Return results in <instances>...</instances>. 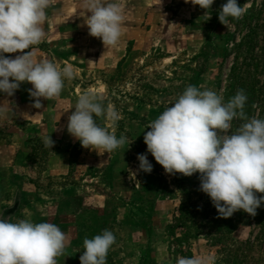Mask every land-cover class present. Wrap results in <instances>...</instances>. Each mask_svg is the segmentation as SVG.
I'll return each mask as SVG.
<instances>
[{
	"label": "rangeland",
	"instance_id": "374dc122",
	"mask_svg": "<svg viewBox=\"0 0 264 264\" xmlns=\"http://www.w3.org/2000/svg\"><path fill=\"white\" fill-rule=\"evenodd\" d=\"M106 2L118 3L123 10L122 35L116 46L105 48L100 38L89 35L85 22L91 13L85 0H52L46 9L45 37L31 47L36 62L48 60L61 69L71 65L75 78L64 79L68 93L74 88L79 94L90 91L101 97L105 106L113 105L121 116L115 135L127 137L123 147L112 151V165L97 172L100 182L95 190L106 193L107 202L96 212L71 215L82 197L78 182L72 177L46 176L42 162L47 153L52 156L58 150V143L46 147L45 158L39 147L34 159H26L38 184L40 201L35 204L59 205L60 211L68 214L50 218L49 223L77 226L72 234L79 247L77 255L75 246L70 245L72 251L60 264H80L84 238L91 239L104 229L116 237L107 264L121 262L115 258L122 257L119 250L126 243L131 264H177L179 257L192 256L197 243L206 256L216 257L215 264H264V205L254 217L242 210L235 212L230 233L218 230L216 223L224 225L229 218L222 221L212 202L204 213L199 210L211 201L199 190V173L191 177L166 174L147 153L143 139L150 130L148 124L188 85L212 90L225 101L243 89L248 97V117L264 119V0H237L238 5L250 7L240 19L228 18L227 25L218 19L220 6L227 0H214L206 12L191 0H102ZM20 54L3 55L14 58ZM96 119L113 130L106 119ZM240 123L234 120L231 131ZM138 154H147L151 173L139 170ZM67 185L70 190L65 189ZM180 205L188 213L184 218L176 215ZM24 219L48 222L34 219L30 213ZM205 222H210L209 226L203 225ZM194 236L197 238H190ZM160 249L166 251L163 256Z\"/></svg>",
	"mask_w": 264,
	"mask_h": 264
},
{
	"label": "clouds",
	"instance_id": "9594fccd",
	"mask_svg": "<svg viewBox=\"0 0 264 264\" xmlns=\"http://www.w3.org/2000/svg\"><path fill=\"white\" fill-rule=\"evenodd\" d=\"M191 2L206 12L212 9L214 0ZM51 3L52 0H0V92L12 96L21 83H30L28 91L36 109L43 107L40 98L60 96L65 78H75L71 65L61 69L51 61L33 59L31 47L45 37L43 25ZM84 6L91 13L85 22L89 35L100 38L105 48L116 46L124 20L121 6L102 0H85ZM249 7L247 3L241 6L237 0H227L220 6L218 19L227 25L228 18H242ZM18 52L22 54L14 58L3 55ZM247 99L243 89L225 101L212 90L188 85L171 106L148 124L150 130L143 137L147 153L166 174L191 177L199 173V190L209 196L223 218L240 210L254 217L264 205V195H256L264 193V119L248 117ZM3 111L0 108V113ZM101 117L111 123L112 131L97 123L96 118ZM120 119L113 105L105 106L101 97L85 91L68 116L67 132L83 148L109 154L127 142L126 136L115 135ZM234 120L242 123L232 132ZM44 143L50 149L54 145L51 136ZM137 159L139 170L151 173L153 166L147 154H138ZM115 242L114 233L108 229L91 239L85 237L80 264H107L109 249ZM65 248L66 234L53 223L0 219V264H58L57 257L64 254ZM215 260L214 255H196L179 257L177 264H215Z\"/></svg>",
	"mask_w": 264,
	"mask_h": 264
},
{
	"label": "crops",
	"instance_id": "0c3cea01",
	"mask_svg": "<svg viewBox=\"0 0 264 264\" xmlns=\"http://www.w3.org/2000/svg\"><path fill=\"white\" fill-rule=\"evenodd\" d=\"M31 87L30 83L23 82L12 96L0 92V108L4 109L0 113V219L15 222L24 219L30 213L34 219L38 217L49 222L50 218L54 220V218L60 219L68 215L60 211L59 205L43 203L38 207L39 204H35L36 201H40V198L36 196L38 184L34 173L30 171L33 167L26 164V159L32 154L30 147L35 148L38 143H44L45 138L49 136L54 143H58L59 148L52 156L47 153V158L43 157L46 159L42 162L46 176L62 179L72 177L81 187L82 197L76 201L77 206L70 211V214L78 215L84 210L96 212L98 209L105 208L106 193L96 192L95 185L100 182L97 172L108 169L112 165L113 153L103 154V150H100L98 154L95 150L86 149L80 145L70 168V151L79 141L67 132L68 116L74 111L81 94L76 88L68 93V90L63 87L58 98L51 100L40 98L43 107L36 109L32 106L34 99L30 97L28 91ZM67 188L70 190L68 185L65 189ZM119 196L122 197L121 194ZM70 202H73L71 198ZM63 224L60 223L57 226L66 234V248L64 254L57 257L58 264L66 254H70L68 252L72 251L68 249L70 245L75 246L76 255L79 250L77 239L72 240V234L76 232L77 226L68 228ZM129 247L126 243L119 250L122 257L115 258L117 261L121 260L117 264H131L128 258ZM201 248L199 243L194 244L191 250L192 256H206L200 251ZM160 252L162 256L166 253L163 249H160Z\"/></svg>",
	"mask_w": 264,
	"mask_h": 264
},
{
	"label": "trees",
	"instance_id": "16d2710c",
	"mask_svg": "<svg viewBox=\"0 0 264 264\" xmlns=\"http://www.w3.org/2000/svg\"><path fill=\"white\" fill-rule=\"evenodd\" d=\"M36 144H37V141H36ZM80 142H78L76 145H74L73 147H72V150L70 151V168H71V166L73 165V162L75 161V156L77 155V149L80 147ZM39 147H41L42 148V151H41V156H46V151H45V149H46V146H45V144L44 143H38L37 145H36V147L34 148V147H30L31 148V150H32V154L30 155V158L31 157H33V159H34V157H35V155L37 154V151H38V148ZM43 159V158H42ZM41 158H40V160H42ZM211 204V201L209 202V200H208V202L205 204L204 203V205H203V207L202 208H199V210H201V211H203V213L205 212V210H206V208H207V206H209ZM213 208V210H215V207L213 206L212 207ZM178 213H180V217L181 218H184L185 216H187L188 215V213L186 212V211H184V207L182 206V205H180V207L178 208V210H177V213H176V215L178 214ZM218 213V212H217ZM207 216V215H206ZM206 216L205 217H203V221H205L206 219ZM221 218V220L223 221V219L224 220H226V219H228V218H223V217H220ZM210 220V219H209ZM213 220H214V222L217 220V218H213ZM174 221H176V223H178L179 221H178V219L176 218V217H174ZM209 224H210V222H205L203 225H205V226H209ZM216 226H218L219 228H218V230H222V229H225V231L227 232V233H230V231H231V229L234 227V225L232 224V216L231 217H229V221H226V223H224V225H220V223H216ZM227 226V227H226ZM200 228L202 227L201 225L199 226ZM199 227H193V228H199ZM190 238H197V237H190Z\"/></svg>",
	"mask_w": 264,
	"mask_h": 264
}]
</instances>
